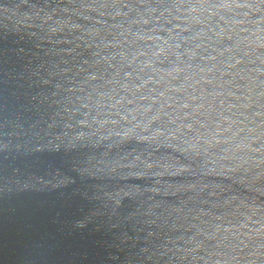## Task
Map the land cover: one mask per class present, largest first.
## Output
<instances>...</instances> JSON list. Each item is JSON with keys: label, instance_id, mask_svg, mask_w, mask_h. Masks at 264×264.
Segmentation results:
<instances>
[{"label": "water", "instance_id": "obj_1", "mask_svg": "<svg viewBox=\"0 0 264 264\" xmlns=\"http://www.w3.org/2000/svg\"><path fill=\"white\" fill-rule=\"evenodd\" d=\"M0 264H264V0H0Z\"/></svg>", "mask_w": 264, "mask_h": 264}]
</instances>
